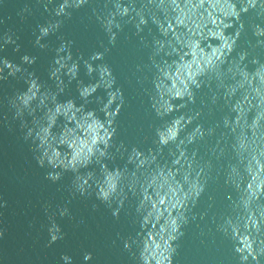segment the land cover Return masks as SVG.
<instances>
[{
    "label": "water",
    "instance_id": "water-1",
    "mask_svg": "<svg viewBox=\"0 0 264 264\" xmlns=\"http://www.w3.org/2000/svg\"><path fill=\"white\" fill-rule=\"evenodd\" d=\"M63 3L0 0V264H264V0Z\"/></svg>",
    "mask_w": 264,
    "mask_h": 264
},
{
    "label": "clouds",
    "instance_id": "clouds-1",
    "mask_svg": "<svg viewBox=\"0 0 264 264\" xmlns=\"http://www.w3.org/2000/svg\"><path fill=\"white\" fill-rule=\"evenodd\" d=\"M86 0H80V3H85ZM201 2H203V0H201ZM68 4V0H64V3L63 4H60L58 7L55 8V15L56 16H61L62 14H65V5ZM71 7V6H70ZM57 8L59 9L57 11ZM58 23L57 22H54V23H49L47 26H40L39 27V33L40 35L37 37L35 43L36 45H38L40 48H44L46 47V45L42 44L41 43V40L44 38V37H47L51 32H55L57 29H58ZM213 35L217 36V38L223 40V45L222 47H228L230 48L231 45L228 43L227 39L225 37H223L222 33L217 31L215 33H213ZM261 35H264V33H261ZM110 42H114V41H110ZM260 42V41H258ZM6 43H15L14 40H12L11 36H8L6 37ZM69 44L71 43L70 41L68 42ZM196 47H198V45L196 44H193V49H195ZM16 51L19 50V45L16 46ZM65 51V44L62 43L61 46L57 49V52L60 53V52H64ZM195 55V52L193 53ZM215 54V52H214ZM102 54L101 53H95L93 54V56L91 57L92 60H97L100 58ZM35 57H32L31 59H29V56L28 55H24L22 57V60L23 61H26L29 65L35 63ZM65 57H59L58 59H56V64H58L60 66V69H64L65 68V64H61L60 61L61 60H64ZM67 60H71V56L68 55L67 56ZM87 63V62H85ZM5 67L6 68H11L12 65L10 63H7L6 60H5ZM188 67H191V65H189ZM197 67H199V64L197 63ZM88 68H89V72L92 71V66L89 64L88 65ZM261 68H264V65H261ZM17 71H19V69H17ZM8 75H12L11 72H8ZM53 75H55V73H53ZM191 73H189V76L191 77ZM3 78H6V77H3ZM193 83H195V80L193 79L192 80ZM173 87H175V84L173 85ZM29 91L31 92L32 89L29 88ZM87 89H85V92L82 93V95L86 94L87 93ZM184 91H187V85H185V88H184ZM183 95V92H181L179 89H177V91L175 92V96L176 97H180ZM36 96V93L33 92L32 93V97H27L25 95L24 99L21 100L20 96H15L13 97L11 100H10V104L11 106L15 109V117H23L24 115V112H25V108L29 106V101L33 98H35ZM69 107H71V104H69ZM56 112L59 113L60 112V108L57 107L56 108ZM31 114V113H29ZM178 123V122H177ZM25 125L22 124V127H24ZM48 127H51V125L49 124ZM33 134V129L29 128L28 129V132H27V136L25 137L27 139V137L29 136H32ZM36 135H38V133H36ZM177 136V131L175 130L174 127H169L167 129V133L165 134V132H160L159 133V137H160V144L161 145H167L168 141L169 140H174ZM101 139H103V137H101ZM93 144L96 143V140L93 139L92 141ZM106 143V141H105ZM40 148H41V145H40ZM92 152V149L89 148L88 149V153L91 154ZM101 155H103V153H101ZM79 156V151L76 152V154L74 155L73 159L75 160L77 157ZM45 157H47V160L45 159ZM37 160H38V163L40 166H44L45 165V161H47L48 165L53 168V169H56L59 167V165L57 164H53L52 162V158L50 156H48V153L47 151L45 150L43 152V155L42 156H39L37 157ZM88 162V157L85 156L84 157V163H87ZM47 179H50L52 180L53 182H56L60 179V173L59 172H49L47 177ZM252 185L250 184L249 185V188H251ZM77 190L83 194L85 192L84 188L82 186H79L77 188ZM115 190H116V186L115 184H110L109 186V191H99L98 192V197L102 200V201H105V202H109L111 200V198L113 197V195L115 194ZM123 203V201H121V204ZM47 210V209H46ZM118 213H119V209H115L113 211V215L114 216H118ZM59 215L61 217H64V216H67L68 215V209L67 208H61L59 210ZM49 220H50V227L48 228V232H49V235H50V240H49V245H51L52 243L56 242L57 240L59 239H63V233L59 227V225L56 223L55 219H54V214L53 216H50L49 217ZM173 231H175V222L173 221ZM0 235H2V233H0ZM131 245L128 244V243H125V248H130ZM156 248H159V245H155ZM246 247V250H247V255H244V254H241L240 255V260L242 262H246L248 261V258L249 256L252 257L253 260H257V257L260 256L261 254H264V247H261L259 249V251L257 252H254V250L252 249L251 245L248 244L245 246ZM239 251V249H238ZM160 255H163V250L160 251ZM62 261L64 262V264H72V260H71V257H69L68 255H63L61 257ZM84 261L87 262L90 261L92 259V254L91 253H85L84 254V257H83Z\"/></svg>",
    "mask_w": 264,
    "mask_h": 264
}]
</instances>
